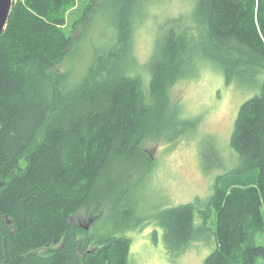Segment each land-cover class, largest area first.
I'll list each match as a JSON object with an SVG mask.
<instances>
[{
    "label": "trees",
    "instance_id": "16d2710c",
    "mask_svg": "<svg viewBox=\"0 0 264 264\" xmlns=\"http://www.w3.org/2000/svg\"><path fill=\"white\" fill-rule=\"evenodd\" d=\"M78 2L13 0L0 35V264H129L124 233L149 221L178 256L214 210L215 250L204 264H264V245L253 243L264 226V0H194L189 14L168 19L148 62V98L133 48L149 0H90L67 34ZM91 36V64L75 81L66 70ZM205 66L249 91L229 142L238 165L217 178L206 206L138 216L136 205H122V186L151 169L147 139L195 131L170 106L169 89ZM231 177L243 184L221 189ZM119 208L110 229L107 211ZM78 210L97 216L91 230L70 222Z\"/></svg>",
    "mask_w": 264,
    "mask_h": 264
},
{
    "label": "rangeland",
    "instance_id": "374dc122",
    "mask_svg": "<svg viewBox=\"0 0 264 264\" xmlns=\"http://www.w3.org/2000/svg\"><path fill=\"white\" fill-rule=\"evenodd\" d=\"M79 2L78 11L75 12V9L69 16L65 27L67 34H72V22L90 0ZM193 5L194 0H149L145 4L146 9L142 14L145 22L138 28L133 54L137 63L135 74L142 80L147 98L150 84L147 66L154 48L164 34L165 24L168 19L189 14ZM92 38L79 46L66 70L76 73L75 81L91 64L95 46ZM58 68H62V65ZM203 70L197 79L180 81L169 89L170 106L175 104L178 114L183 113V118L194 119L195 131L185 136H176L177 132L172 131L163 139L159 134L147 139L143 149L153 163L151 171L147 170L148 166L139 168V172L122 186L126 190L122 205H136L138 216L154 218L158 212L160 215L161 211L195 200L203 204L202 207L206 206L205 203L215 194L217 178L226 176L223 174L231 172L238 165L236 158L235 161L231 160L236 153L230 148L229 142L237 112L249 97V91L236 84L227 85L222 74L210 66H205ZM21 166L24 167V162ZM241 182L242 179L231 177L223 182L220 180V187L230 192L234 187H240L243 184ZM108 184L113 185L114 178ZM132 196L133 199L128 201ZM109 209V228L113 229L118 225L115 212H121V208L116 211ZM219 211H212L209 221L202 227L201 217L196 218L195 223L201 227L198 238L178 256L165 243L163 230L153 221L138 230L126 231L124 235L131 241L129 264H204L215 250L212 232L216 229ZM84 212L75 211L70 222L80 230H91L97 216H86ZM262 212L264 220V210ZM253 243L264 245V226L255 232Z\"/></svg>",
    "mask_w": 264,
    "mask_h": 264
},
{
    "label": "water",
    "instance_id": "95a60500",
    "mask_svg": "<svg viewBox=\"0 0 264 264\" xmlns=\"http://www.w3.org/2000/svg\"><path fill=\"white\" fill-rule=\"evenodd\" d=\"M13 0H0V35L3 33L11 13Z\"/></svg>",
    "mask_w": 264,
    "mask_h": 264
}]
</instances>
